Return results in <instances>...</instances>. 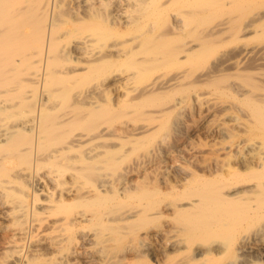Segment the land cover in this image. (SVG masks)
Returning a JSON list of instances; mask_svg holds the SVG:
<instances>
[{
    "label": "bare ground",
    "instance_id": "1",
    "mask_svg": "<svg viewBox=\"0 0 264 264\" xmlns=\"http://www.w3.org/2000/svg\"><path fill=\"white\" fill-rule=\"evenodd\" d=\"M0 264H264V0H0Z\"/></svg>",
    "mask_w": 264,
    "mask_h": 264
}]
</instances>
